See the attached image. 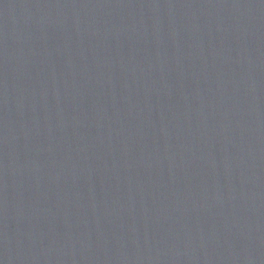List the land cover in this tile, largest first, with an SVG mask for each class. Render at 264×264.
<instances>
[{
	"label": "water",
	"instance_id": "95a60500",
	"mask_svg": "<svg viewBox=\"0 0 264 264\" xmlns=\"http://www.w3.org/2000/svg\"><path fill=\"white\" fill-rule=\"evenodd\" d=\"M0 264H264V0H0Z\"/></svg>",
	"mask_w": 264,
	"mask_h": 264
}]
</instances>
